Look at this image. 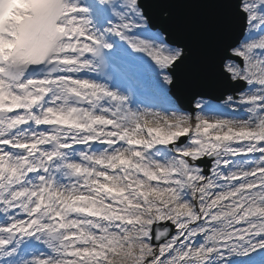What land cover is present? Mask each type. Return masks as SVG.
Masks as SVG:
<instances>
[{
	"label": "clouds",
	"instance_id": "clouds-1",
	"mask_svg": "<svg viewBox=\"0 0 264 264\" xmlns=\"http://www.w3.org/2000/svg\"><path fill=\"white\" fill-rule=\"evenodd\" d=\"M56 3L0 0V138L6 143L0 147V198L6 208L26 213L25 220L46 221L40 231L56 254L26 264H157L161 237L192 229L207 213L206 205L219 211L204 246L214 247L236 221L264 223V207L255 206L260 218L255 211L246 217L223 202L235 203L232 194L240 186L194 181L185 167L205 154L226 155L222 150L229 146L264 141L259 111L264 104L253 99L264 101V88L237 93L232 111L241 114L231 117L127 106L119 115L108 113L103 90L81 75L95 71L77 44L82 26L73 24L68 11L54 19L50 10ZM253 55L247 75L264 84V60ZM245 78L238 73L232 82ZM230 101L232 96L224 103L231 108ZM158 147L170 155L157 158ZM250 168L242 158L228 174L243 175ZM37 170L50 179L29 176ZM162 219L173 227L153 243L149 234ZM204 246L193 250L191 264L209 259ZM179 254L177 248L174 259Z\"/></svg>",
	"mask_w": 264,
	"mask_h": 264
},
{
	"label": "snow or ice",
	"instance_id": "snow-or-ice-1",
	"mask_svg": "<svg viewBox=\"0 0 264 264\" xmlns=\"http://www.w3.org/2000/svg\"><path fill=\"white\" fill-rule=\"evenodd\" d=\"M175 2L177 0H152V3L156 5H168ZM203 2L222 6L208 19V31L201 37L207 43L211 59L214 62L218 60L222 72L226 73L231 81L232 77L238 73L246 77L235 83L246 86L239 93L264 88V84L257 83L247 75L251 70L249 65L254 58L253 54H256L255 58L258 61L264 60V0H239L238 3L232 0H203ZM101 3L113 4L120 9L114 13L118 23L112 24L103 33H98L90 27L91 22L86 17L88 10L78 7V0L77 2L57 0L56 5L50 10V15L54 19H59L65 11H68L75 17L73 24L79 23L82 26L77 31V44L82 50L83 60L95 69L89 73L96 72L98 69L102 70L105 66L102 52L112 48L110 38H118L133 51L148 56L165 73L163 76L165 83L171 84L173 78L167 73L175 71L191 55L192 38L189 21L171 10H160L162 26L156 31H150L147 25L151 21L146 15L145 5L141 0H102ZM138 30H147L148 37L159 43L147 42L140 38ZM167 30H174L177 34V42L174 46H169V43L162 39ZM96 61H99V64ZM260 67L264 70V63H261ZM256 74L260 75L259 72ZM87 79L89 82H94ZM97 85L106 97L103 102L106 111L115 115L123 113L127 105V97L113 92L106 84L95 82L92 86ZM236 99H238L237 96H232L230 102L236 105L234 103ZM253 99L254 102L264 104L259 96ZM259 111L264 112V108ZM5 146L4 139L0 138V147ZM179 151L183 152L184 149ZM222 151L227 154L223 156L205 154L198 159L195 166L186 164L189 177L194 181L196 179L212 181L220 186L227 185L229 181H231L229 187L240 186L239 191L232 194V200L235 203L228 199H224L223 202L231 203L232 208L238 209L237 215L251 217L252 212L255 211L257 218H260V207L255 206L264 207V141L254 140L246 148L229 146ZM242 158L251 165V168L245 169L243 175L230 176L228 170L233 169V162ZM209 161L211 167L207 166ZM50 163L54 168L57 161L53 160ZM53 168H49L48 171H53ZM29 176L39 177L41 180L50 179L43 170L29 172ZM219 190L220 188L217 187L216 191ZM5 204L6 202L0 198V264H26L36 259L44 261L56 255L44 241L40 231L46 221L35 217L25 220L26 213H21L18 207L12 205L6 208ZM205 207L208 208L207 213L202 214L203 219L198 220L192 229L188 231L180 229L182 235L172 232L161 237L158 246L162 247L157 264H164V262L175 264V259H179L180 264H186V262L191 264L190 257L193 250L204 246L205 235L217 225L216 213L219 208L208 207V205ZM36 212L38 213L39 209H36ZM20 221L23 223H19ZM170 227H173L171 222L164 219L159 225H153V231L149 234L153 243L165 228ZM37 237L41 239L38 240ZM26 239L39 241L43 250L21 256V243ZM165 240L174 241V243L168 244ZM177 248H180V254L174 259ZM203 251L209 253V259L204 264H264V223L249 225L236 221L235 226L231 227L228 233L215 241L214 247L204 246Z\"/></svg>",
	"mask_w": 264,
	"mask_h": 264
},
{
	"label": "water",
	"instance_id": "water-1",
	"mask_svg": "<svg viewBox=\"0 0 264 264\" xmlns=\"http://www.w3.org/2000/svg\"><path fill=\"white\" fill-rule=\"evenodd\" d=\"M141 2L145 5L146 15L153 28L158 29L162 26L160 10H171L190 23L191 55L183 65L177 67L175 71H171L174 78L172 87L175 93L182 89L195 97L203 90L234 86L235 83L226 73L222 72L218 60L214 62L211 59L207 43L201 39L208 31V19L216 14V10L222 7L221 5L206 3L203 0H177V2L168 5H156L152 3V0H141ZM232 2L238 3L239 0H232ZM165 35L167 40L175 45L177 42L176 32L167 30ZM243 87V84H238L236 87L230 88L222 98L229 92L240 91Z\"/></svg>",
	"mask_w": 264,
	"mask_h": 264
},
{
	"label": "bare ground",
	"instance_id": "bare-ground-1",
	"mask_svg": "<svg viewBox=\"0 0 264 264\" xmlns=\"http://www.w3.org/2000/svg\"><path fill=\"white\" fill-rule=\"evenodd\" d=\"M116 23H118V21ZM111 39L114 40L118 51H121L123 53H126V54H129V55L136 57L135 59L138 61V63L142 67H148L150 69V71H151L150 77L156 78L158 80L157 82H160L163 87L167 88L168 84L165 83V81L163 79V76L165 74L156 66V64L148 56L144 55L143 53L133 51V49L130 46H128L126 43L120 41L118 38H110L109 40H111ZM152 43H156V42H152ZM147 83H150V81L147 80ZM229 96H233V95H229ZM199 99L197 100L196 103L200 102ZM231 106L237 107L234 104H232Z\"/></svg>",
	"mask_w": 264,
	"mask_h": 264
},
{
	"label": "rangeland",
	"instance_id": "rangeland-1",
	"mask_svg": "<svg viewBox=\"0 0 264 264\" xmlns=\"http://www.w3.org/2000/svg\"><path fill=\"white\" fill-rule=\"evenodd\" d=\"M237 62L239 63V61H237ZM192 115L194 116L195 114H192ZM205 115H211V114H205ZM186 142H187V140H186ZM186 142H185V143H186ZM177 147H179V145H178Z\"/></svg>",
	"mask_w": 264,
	"mask_h": 264
}]
</instances>
